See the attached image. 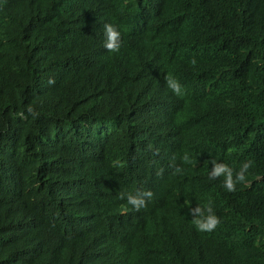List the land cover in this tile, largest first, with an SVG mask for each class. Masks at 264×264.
I'll return each instance as SVG.
<instances>
[{
  "label": "trees",
  "instance_id": "1",
  "mask_svg": "<svg viewBox=\"0 0 264 264\" xmlns=\"http://www.w3.org/2000/svg\"><path fill=\"white\" fill-rule=\"evenodd\" d=\"M0 264H264V0H0Z\"/></svg>",
  "mask_w": 264,
  "mask_h": 264
},
{
  "label": "clouds",
  "instance_id": "2",
  "mask_svg": "<svg viewBox=\"0 0 264 264\" xmlns=\"http://www.w3.org/2000/svg\"><path fill=\"white\" fill-rule=\"evenodd\" d=\"M105 33L108 38V43H106V47L110 51H118V47L114 45L112 41H114L119 33L115 30L113 25L106 24L105 25ZM192 63H195L193 60ZM168 86L172 90L173 94L180 95L181 94V88L182 86L179 84V82L169 79L168 80ZM247 167V165L245 166ZM207 173L211 175L214 178H217V175L222 176L223 168H207ZM179 171V169H177ZM212 172V173H211ZM217 174V175H216ZM218 179V178H217ZM240 179H243L241 176ZM234 190L232 186H229V191ZM144 196H151L150 192L143 193ZM200 197L191 198V197H176L175 202H181L184 204H188L190 202H201ZM128 202L133 205V207L138 211L140 207L144 206V200L141 197H128ZM198 204V203H194ZM207 213V214H206ZM190 215L194 217L193 223L195 224L196 228L200 231H212L214 230L217 225L220 223V220L212 211V208L210 205H208L206 208L196 207L195 209H190Z\"/></svg>",
  "mask_w": 264,
  "mask_h": 264
},
{
  "label": "bare ground",
  "instance_id": "3",
  "mask_svg": "<svg viewBox=\"0 0 264 264\" xmlns=\"http://www.w3.org/2000/svg\"><path fill=\"white\" fill-rule=\"evenodd\" d=\"M132 250V249H131Z\"/></svg>",
  "mask_w": 264,
  "mask_h": 264
}]
</instances>
